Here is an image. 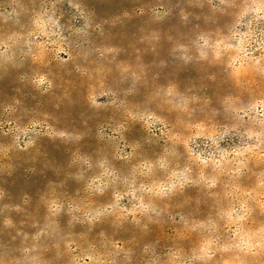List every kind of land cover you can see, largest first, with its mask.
<instances>
[{
	"label": "rangeland",
	"instance_id": "obj_1",
	"mask_svg": "<svg viewBox=\"0 0 264 264\" xmlns=\"http://www.w3.org/2000/svg\"><path fill=\"white\" fill-rule=\"evenodd\" d=\"M0 264H264V0H0Z\"/></svg>",
	"mask_w": 264,
	"mask_h": 264
}]
</instances>
